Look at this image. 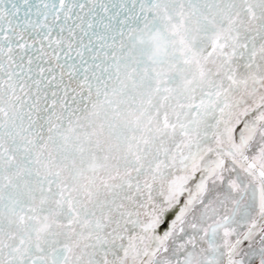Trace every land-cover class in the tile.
<instances>
[{
	"label": "snow or ice",
	"instance_id": "1",
	"mask_svg": "<svg viewBox=\"0 0 264 264\" xmlns=\"http://www.w3.org/2000/svg\"><path fill=\"white\" fill-rule=\"evenodd\" d=\"M0 264H264V0H0Z\"/></svg>",
	"mask_w": 264,
	"mask_h": 264
}]
</instances>
